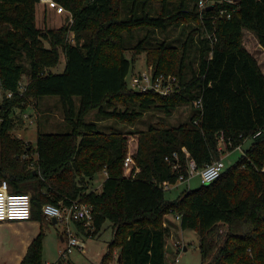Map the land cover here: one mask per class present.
Listing matches in <instances>:
<instances>
[{
	"label": "trees",
	"instance_id": "trees-1",
	"mask_svg": "<svg viewBox=\"0 0 264 264\" xmlns=\"http://www.w3.org/2000/svg\"><path fill=\"white\" fill-rule=\"evenodd\" d=\"M56 1L71 20L40 27L39 0H0V181L6 179L13 192L30 191L31 218L42 221L19 264L45 263L42 206L72 199L92 211L91 228L72 221L77 233L94 237L106 221L112 224L100 264L112 261L115 248L117 264H167L170 212L180 216V228L197 232L200 264H264V72L243 42L247 29L264 49V0H218L214 9L202 10L197 0ZM219 8L230 17L213 19ZM178 25L190 26L180 46L153 37ZM137 28L144 34L128 44L126 34L133 37ZM193 46L196 66L189 59ZM127 49L144 52L154 75L176 74L180 89L164 95L129 86L134 57L125 55ZM62 55L63 70L53 72ZM24 75L28 79L19 91ZM52 95L59 97L70 130L38 131L35 146L14 135L16 109ZM183 104L191 112L175 125L121 131L104 130L99 122L132 124L146 111L170 114ZM94 110L95 120H87ZM132 133L137 134L133 150L127 148ZM247 138L250 145L215 180L184 189L174 199L165 196L163 181L174 183L187 174L189 160L200 168ZM126 155L131 156L127 166ZM102 170L107 175L97 190L90 184Z\"/></svg>",
	"mask_w": 264,
	"mask_h": 264
},
{
	"label": "rangeland",
	"instance_id": "rangeland-1",
	"mask_svg": "<svg viewBox=\"0 0 264 264\" xmlns=\"http://www.w3.org/2000/svg\"><path fill=\"white\" fill-rule=\"evenodd\" d=\"M157 3H153L154 7H157ZM51 22L49 27H58L63 23H67L70 20V14L65 11L62 14H57L51 10ZM37 26L43 27L37 21ZM190 26L183 27V25L173 26L166 32L155 31L153 37L156 39H169L173 40L174 43L180 46L182 39L185 37L186 32L189 30ZM184 31V32H183ZM145 29L137 28L134 31L133 37L126 34V42L128 44H134L137 39L142 36ZM71 33L69 37H71ZM72 39V38H71ZM243 42L244 45L254 54L257 58L260 66L264 72V49L258 42L255 34L247 29L243 31ZM46 43V42H45ZM47 44V43H46ZM125 55L128 58H133L130 66L129 73L126 77L128 85L131 86L130 80L134 73H139L144 70H150L151 65L146 63L145 53L141 52L134 54L131 49L125 51ZM189 59L192 61V65L196 66V50L191 48ZM65 64V58L62 55L59 65L52 68L53 72H60L63 70ZM28 79L27 75H24L21 82H25ZM79 99L76 97V103L78 104ZM22 110L28 111L30 117L33 119L32 123L24 120L22 117ZM191 112V106L188 104L179 105L170 114H166L161 110L152 109L144 112V114L132 124L124 121H117L112 118H105V122L100 124L104 128L108 126H113L121 131H138L146 129L149 124L160 125H175L188 118ZM96 110L91 111L87 116V120H95ZM15 119L17 120L15 128L12 130L13 134L21 137L24 141L32 143L35 146L36 137L38 131L43 132H67L70 130V126L64 121L62 106L59 97L56 95L44 96L40 99L31 98L29 103L23 109H16ZM100 122V121H99ZM102 128V129H103ZM136 133L128 135V149H134L136 145ZM32 140V141H31ZM252 139H246L240 146L234 148L233 150H224L220 157H223L224 162L227 164H232L236 162L241 153L246 149ZM224 146L223 142L220 143ZM98 173H101L98 172ZM165 189V196L169 199H174L180 194L184 189H194L201 185L200 177L196 171L185 181L179 182L178 184ZM30 194V191H27ZM63 204L62 202H59ZM167 219L171 220V231L166 240V262L167 264H200V251H199V237L195 230L187 228L180 232V227L176 223L175 213L170 212L166 215ZM33 219V218H32ZM43 222H45L46 227H44L45 235L42 240V259L44 262L48 261L51 264H56L55 262L61 260V250L65 249L66 241L61 239V234L64 232L63 222H52V219L43 217ZM39 224L42 221L38 218L35 219ZM27 221V220H25ZM28 221H32L31 219ZM69 228L71 231L77 232L74 222L69 223ZM26 231V224L24 221H12L6 222L0 225V236H7L12 238L14 248L16 250L17 245L20 243L21 234ZM64 234V233H63ZM80 238L84 241L85 246L83 249L79 247H72L71 250L64 256V263L66 264H100L103 254L107 251L108 242L111 241L113 237V228L110 221H106L103 225L100 233L96 234L94 237L82 235L78 233ZM173 240H180L181 245L172 244ZM186 245L187 249H183V245ZM114 257L109 264H117L116 255L118 249H114ZM178 260L175 261V258Z\"/></svg>",
	"mask_w": 264,
	"mask_h": 264
},
{
	"label": "built area",
	"instance_id": "built-area-1",
	"mask_svg": "<svg viewBox=\"0 0 264 264\" xmlns=\"http://www.w3.org/2000/svg\"><path fill=\"white\" fill-rule=\"evenodd\" d=\"M215 1L218 0H197V7L199 10L208 8L210 5L215 7ZM232 3H237L238 0H225ZM39 2L45 4L47 7L54 9L57 13H63L66 11L65 7L59 4L56 0H39ZM226 15L230 17L231 12L227 11L225 8H219L214 13H212V18L217 19ZM71 20V18H70ZM69 20V21H70ZM26 82H21L19 84V91H23L25 88ZM130 84L133 88L139 91H148L154 90L161 94L173 93L180 89L181 84L176 74L159 72L153 74L151 69L144 70L139 73H134L131 77ZM13 91L6 90V96H11ZM2 88L0 85V97L2 96ZM194 105L198 108H201V100L196 99ZM22 117L24 120L32 123V118L28 111L22 110ZM258 133V132H257ZM223 142L224 146H221L220 143ZM218 148L220 150L226 148V142L223 139L221 134L219 138ZM240 146V145H239ZM238 147V146H237ZM131 161V156L126 155L124 158V165H129ZM174 167H177V164H174ZM226 163L224 162L223 157L215 159L211 162L206 163L204 166L197 168L195 162L191 159L188 163L187 174H180L175 183H179L187 180L193 173L196 171L200 177L201 183H210L215 180L225 169ZM261 170L264 171V162L261 167ZM163 187L169 188L173 184H170L168 181H163ZM42 213L45 217L52 219L55 218L56 222L64 223V240L66 241L65 249L61 250V260L56 261V264H66L62 260L66 253H68L72 247L84 248L85 243L80 238L77 232L71 231L69 228V223L73 220L83 221L85 227H90L92 224V211L91 206L85 202L79 201L78 199L70 200V204H54L51 202H46L42 206ZM176 219L180 220L179 215H175ZM31 218V196L27 192H13L9 189V184L6 179L0 181V221H22ZM180 243H176L178 246ZM181 245V244H180ZM178 260V257L175 258V261ZM44 264H51L46 261Z\"/></svg>",
	"mask_w": 264,
	"mask_h": 264
},
{
	"label": "crops",
	"instance_id": "crops-1",
	"mask_svg": "<svg viewBox=\"0 0 264 264\" xmlns=\"http://www.w3.org/2000/svg\"><path fill=\"white\" fill-rule=\"evenodd\" d=\"M51 10H52V12H56L54 9L47 7L45 4H43L41 2H38L36 4V11H35L36 24L38 21L40 23V25H42V24L44 26L49 25L51 22V20H50ZM57 14H62V13H57ZM105 120L106 119H101L99 121L101 123L103 121L105 122ZM32 143H33V141H32ZM33 156L36 157V153H33ZM106 175L107 174H106L105 170H102L101 173H97L95 175V178L92 180V184H90V186L93 185V186H95V188L97 190H100L101 185H102V181L106 177ZM176 184H178V183H175L174 185H176ZM30 219L32 221H28ZM30 219H27V221L22 220L26 224V231H24L21 234L20 243L17 245L16 250L14 248L12 238H8L7 236H5V237L0 236V264H19V262L21 261V259L24 256V254L26 253V250H27V247H28L30 241L33 239V237H35L37 235V233L40 230V224L35 219H32V218H30ZM175 219H176V217H175ZM12 221H14V220L0 221V225H3L6 222H12ZM167 221H168L170 227L172 228L171 220L167 219ZM176 221H177L176 223L179 225V219H176ZM183 230H185V229L180 228L179 231L182 232ZM61 239L64 240V236H62V234H61ZM177 242L181 244L180 240H173L172 244L175 245ZM183 249H187L185 244L183 245Z\"/></svg>",
	"mask_w": 264,
	"mask_h": 264
},
{
	"label": "water",
	"instance_id": "water-1",
	"mask_svg": "<svg viewBox=\"0 0 264 264\" xmlns=\"http://www.w3.org/2000/svg\"><path fill=\"white\" fill-rule=\"evenodd\" d=\"M213 7V5H210L209 7H208V9H211ZM52 222L54 223V222H56V219L55 218H52ZM118 259H120V255H118Z\"/></svg>",
	"mask_w": 264,
	"mask_h": 264
}]
</instances>
